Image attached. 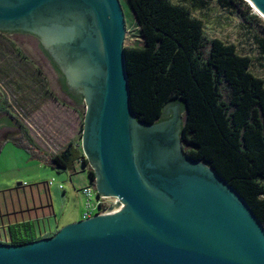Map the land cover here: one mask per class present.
Listing matches in <instances>:
<instances>
[{
  "label": "water",
  "instance_id": "1",
  "mask_svg": "<svg viewBox=\"0 0 264 264\" xmlns=\"http://www.w3.org/2000/svg\"><path fill=\"white\" fill-rule=\"evenodd\" d=\"M250 1L264 13V0ZM0 32L37 37L68 90L80 89L92 186L119 200L52 237L0 243V264H264V226L254 211L184 152L180 104L153 124L134 114L119 0H0ZM9 132L19 134L12 127L1 140Z\"/></svg>",
  "mask_w": 264,
  "mask_h": 264
},
{
  "label": "trees",
  "instance_id": "2",
  "mask_svg": "<svg viewBox=\"0 0 264 264\" xmlns=\"http://www.w3.org/2000/svg\"><path fill=\"white\" fill-rule=\"evenodd\" d=\"M196 2L191 0L192 7L197 8ZM130 3L145 40L144 47H124L137 119L149 124L163 121L169 118L168 107L180 104L185 113L184 152L206 162L230 182L264 226V80L251 71L252 58L240 54L233 43L210 38L188 4L173 0ZM13 48L25 58L14 43ZM61 82L65 85L63 75ZM75 100L83 104L81 95ZM5 110L0 95V113ZM13 125L20 135L7 140L32 160L60 170H72L79 160L88 165L74 144L51 155L35 143L15 116ZM58 229L41 235L34 220L27 219L10 225L9 242L0 243L28 244L52 237Z\"/></svg>",
  "mask_w": 264,
  "mask_h": 264
},
{
  "label": "rangeland",
  "instance_id": "3",
  "mask_svg": "<svg viewBox=\"0 0 264 264\" xmlns=\"http://www.w3.org/2000/svg\"><path fill=\"white\" fill-rule=\"evenodd\" d=\"M173 1L192 7L191 0ZM119 2L125 20L124 47H144L145 40L130 0ZM195 4L197 8L192 7V10L202 19L206 34L233 43L240 54L251 57V71L264 80V19L252 5L247 0H205L204 4L197 0ZM13 43L21 50L24 59L13 48ZM52 64L32 36L0 32V95L7 110L27 127L43 150L42 144H50L51 149L59 152L63 148L60 136L68 141L75 133L77 141L70 142L74 141L83 154L81 136L85 104L76 108L69 96L61 92ZM19 135L9 132L6 138ZM56 135L58 140L50 142ZM0 149L1 242L8 243L9 226L23 220L42 221L38 227L41 234L54 222L59 224V231L77 219H84L86 201L80 192L81 180L76 174L32 160L30 154L12 141H3ZM78 162L83 164L82 160ZM84 167L91 170L89 164ZM82 168L77 167L76 171ZM71 176L73 181H70ZM48 180H54V185L49 187ZM60 184L66 188V193Z\"/></svg>",
  "mask_w": 264,
  "mask_h": 264
},
{
  "label": "crops",
  "instance_id": "4",
  "mask_svg": "<svg viewBox=\"0 0 264 264\" xmlns=\"http://www.w3.org/2000/svg\"><path fill=\"white\" fill-rule=\"evenodd\" d=\"M70 111H71V109H70ZM73 111V110H72ZM70 138H72V139H70ZM69 139H68V141H64L63 140V136H60V141L62 142V147L63 148H60V151L59 152H56V150L55 149H51L49 146H50V144H42L41 146L47 151V152H49L50 154H58V153H60L66 146H68L70 143H72V144H74L76 147H77V144L75 143L77 140H76V135H75V133H73V135H72V137H70ZM54 140H58V138H57V135L56 136H52V139H50L49 141L50 142H53L54 143ZM71 140H74V141H72V142H70ZM57 142H59V141H57ZM60 143V142H59ZM56 144V143H55ZM77 167H83L81 170H77L76 171V168ZM73 170L74 171H76V172H73L72 170L71 171H68L70 174H76L75 176H77V178H80V180H81V183H82V185H81V187L82 188H84V187H88V186H91L92 185V178H91V176H90V173H89V171L84 167V165L82 164H80L79 162H76L75 163V165H74V168H73ZM84 175V176H83ZM70 181H73V178H72V176L70 177ZM49 182H50V180H48V186L50 187V186H53L54 185V183L52 184V185H49ZM61 185V184H60ZM82 188H80V192H81V189ZM63 192L64 193H66L67 192V190H66V188H63ZM82 194V193H81ZM83 195V194H82ZM83 197H84V195H83ZM84 199H85V197H84ZM80 220H82V219H77V220H75V221H80ZM42 222V221H41ZM40 221H38V220H34V224H35V228H36V230H37V232H38V227H39V224L41 223ZM57 227H59V224L57 223V222H54V223H52V225H51V228L48 230V231H45V232H43V233H41V235L42 234H44V233H46V232H49V231H53V230H56L57 229Z\"/></svg>",
  "mask_w": 264,
  "mask_h": 264
},
{
  "label": "built area",
  "instance_id": "5",
  "mask_svg": "<svg viewBox=\"0 0 264 264\" xmlns=\"http://www.w3.org/2000/svg\"><path fill=\"white\" fill-rule=\"evenodd\" d=\"M54 180L49 182V185H52ZM62 189V185H60ZM81 193L85 197L86 201V212L84 214V219L90 218L97 214L107 213L109 208L119 202L118 198L113 197L111 199H106L104 197H98L94 187L88 186L81 189Z\"/></svg>",
  "mask_w": 264,
  "mask_h": 264
},
{
  "label": "flooded vegetation",
  "instance_id": "6",
  "mask_svg": "<svg viewBox=\"0 0 264 264\" xmlns=\"http://www.w3.org/2000/svg\"><path fill=\"white\" fill-rule=\"evenodd\" d=\"M4 33V32H3ZM13 33H19V34H27V33H23V32H12ZM30 36H32L33 38H35L39 44V47L41 49V53H43L45 55L46 58H49V56L47 55V53L42 49L41 47V43L39 41V39L31 34H29ZM53 65V64H52ZM53 67L55 68V71L57 73V84L59 89L61 90V92H63L64 94H66L67 96H69V98L72 100L73 104L75 105L74 107H78L79 105H77L75 98L80 95V89H73V90H68L66 84L63 85L61 82V77H62V73L59 72V70H57V68L53 65ZM169 108V107H168ZM168 111V109H167ZM166 111V113H167ZM14 123V115L8 111L5 110L3 112L0 113V137H1V132H3L6 129H10V128H14L15 126L13 125ZM2 138H0V145L2 144V141H8L6 138L4 140H1Z\"/></svg>",
  "mask_w": 264,
  "mask_h": 264
},
{
  "label": "bare ground",
  "instance_id": "7",
  "mask_svg": "<svg viewBox=\"0 0 264 264\" xmlns=\"http://www.w3.org/2000/svg\"><path fill=\"white\" fill-rule=\"evenodd\" d=\"M247 1L252 5L255 12L264 19V13L255 4H253L250 0H247Z\"/></svg>",
  "mask_w": 264,
  "mask_h": 264
}]
</instances>
